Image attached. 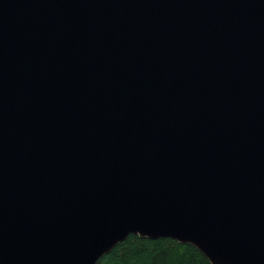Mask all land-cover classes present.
I'll list each match as a JSON object with an SVG mask.
<instances>
[{
  "label": "water",
  "instance_id": "1",
  "mask_svg": "<svg viewBox=\"0 0 264 264\" xmlns=\"http://www.w3.org/2000/svg\"><path fill=\"white\" fill-rule=\"evenodd\" d=\"M130 235L264 264V0H0V264Z\"/></svg>",
  "mask_w": 264,
  "mask_h": 264
},
{
  "label": "trees",
  "instance_id": "2",
  "mask_svg": "<svg viewBox=\"0 0 264 264\" xmlns=\"http://www.w3.org/2000/svg\"><path fill=\"white\" fill-rule=\"evenodd\" d=\"M96 264H210L196 248L170 238L155 240L130 235Z\"/></svg>",
  "mask_w": 264,
  "mask_h": 264
}]
</instances>
